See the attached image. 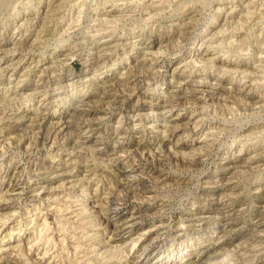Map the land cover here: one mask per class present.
<instances>
[{"label":"clouds","instance_id":"clouds-1","mask_svg":"<svg viewBox=\"0 0 264 264\" xmlns=\"http://www.w3.org/2000/svg\"><path fill=\"white\" fill-rule=\"evenodd\" d=\"M150 252L264 264V0H0V264Z\"/></svg>","mask_w":264,"mask_h":264},{"label":"rangeland","instance_id":"rangeland-1","mask_svg":"<svg viewBox=\"0 0 264 264\" xmlns=\"http://www.w3.org/2000/svg\"><path fill=\"white\" fill-rule=\"evenodd\" d=\"M153 251H155V250L153 249ZM149 255L152 256V260L149 261V264H152V261L157 260V257L159 256V253H156V255L153 256L152 253L150 252Z\"/></svg>","mask_w":264,"mask_h":264}]
</instances>
